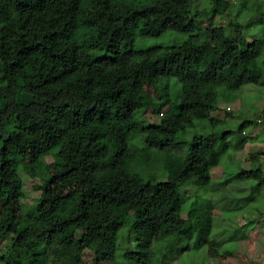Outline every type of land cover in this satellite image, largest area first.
<instances>
[{
    "label": "trees",
    "instance_id": "obj_1",
    "mask_svg": "<svg viewBox=\"0 0 264 264\" xmlns=\"http://www.w3.org/2000/svg\"><path fill=\"white\" fill-rule=\"evenodd\" d=\"M148 1L0 0V240L7 242L0 264H88L83 251H116L124 225L127 248L121 263L114 257L111 264H153L154 243L167 252L180 238L191 241L187 250L205 245L210 258L228 257L219 253L223 242L209 239V208L191 202L183 218L180 192L185 184L211 185L230 147L228 131L207 142L194 136L182 156L170 148L196 121L218 123L211 114L219 87L236 91L264 78L262 46L243 39L238 20L248 0H239L237 11L234 0H206L208 8L193 13L192 0ZM219 16L230 17L225 27L201 28ZM168 30L188 38L168 50L134 49L137 36ZM171 78L181 85L172 102L169 86L160 85ZM147 85H160L157 98ZM147 110L158 119L140 127L135 114ZM251 124H239V137ZM136 139L146 150L166 148L165 181L133 172ZM49 154L61 163L54 174L43 171L46 182H63L65 192L17 214L24 198L19 167ZM250 159L251 167L225 180L254 182L251 190L264 185L262 163Z\"/></svg>",
    "mask_w": 264,
    "mask_h": 264
},
{
    "label": "rangeland",
    "instance_id": "obj_2",
    "mask_svg": "<svg viewBox=\"0 0 264 264\" xmlns=\"http://www.w3.org/2000/svg\"><path fill=\"white\" fill-rule=\"evenodd\" d=\"M141 2L147 5L149 1L141 0ZM234 2L235 11L240 10V1L234 0ZM208 6L206 0H192L190 13H193L195 9L208 8ZM246 6L247 10L242 11L241 14L237 12L239 23L244 28L242 36L246 42L256 40L260 43L262 46L260 60L264 62V0H248ZM229 21L230 17L219 16L211 20H203L201 28H208L210 23L225 27ZM225 29L227 37L234 36L232 29ZM187 38V34L170 30L158 37L137 36L134 49L137 52H148L153 49L168 50L181 45ZM161 84L169 86L170 100L175 101L181 87L180 83L171 78L161 79ZM160 85H147L145 91L157 98ZM217 94V110L211 116L218 123L212 126L207 120L196 121L194 127L187 128L184 134L177 137V146L170 148V153L176 156L185 154L191 138L196 135L207 142L215 134L220 136L222 132L228 131L226 139L230 147L221 157L219 165L212 170L211 185L198 190L188 184L180 188L181 194L185 197L184 199L182 196L184 199L182 217H186V210L191 202H198L196 207L201 210L209 208L205 209L211 212L212 218L209 239L223 242L218 246V250L220 254L227 253L228 257L210 258L205 245L199 249L191 247L187 250L191 241L180 238L170 246L167 252L162 242L154 243L152 245L153 264H264V185L251 190L254 182L233 180L228 183L225 180L240 168L251 167L250 155H256L264 169V78L257 85H245L236 91H227L224 87H219ZM169 110L170 107L167 106L162 112L169 114ZM135 116L138 117L140 127L151 125L158 119L149 110L139 111ZM243 121L254 122L255 125L251 124L244 128L239 137L237 127ZM242 138L246 140L240 148H237V142ZM130 147L136 155L133 172L144 180L153 179L160 182L166 180L165 167L168 162L164 152L166 148L146 150L140 139L134 140ZM60 163L54 154H49L43 160L27 161L19 167L17 175L22 182L24 198L19 206L14 208L17 214L30 210L40 198L65 192L63 182H46V176L43 173L45 171L49 175L54 174L55 167ZM127 228V225H124L118 233L116 251L105 245H91L83 251V259L88 264H111L115 257L116 261L121 263V253L127 248L125 242ZM6 248L7 242L0 240V256Z\"/></svg>",
    "mask_w": 264,
    "mask_h": 264
},
{
    "label": "built area",
    "instance_id": "obj_3",
    "mask_svg": "<svg viewBox=\"0 0 264 264\" xmlns=\"http://www.w3.org/2000/svg\"><path fill=\"white\" fill-rule=\"evenodd\" d=\"M227 110H230V109L227 108ZM258 122H260V121L258 120Z\"/></svg>",
    "mask_w": 264,
    "mask_h": 264
},
{
    "label": "water",
    "instance_id": "obj_4",
    "mask_svg": "<svg viewBox=\"0 0 264 264\" xmlns=\"http://www.w3.org/2000/svg\"><path fill=\"white\" fill-rule=\"evenodd\" d=\"M92 109H94V106H93V108Z\"/></svg>",
    "mask_w": 264,
    "mask_h": 264
}]
</instances>
